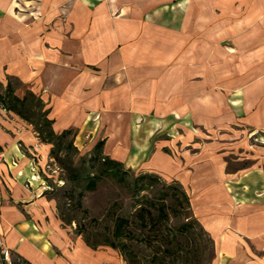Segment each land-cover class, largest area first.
<instances>
[{"label":"crops","instance_id":"obj_1","mask_svg":"<svg viewBox=\"0 0 264 264\" xmlns=\"http://www.w3.org/2000/svg\"><path fill=\"white\" fill-rule=\"evenodd\" d=\"M200 22L207 45L215 32L221 36L225 77L238 75L234 107L264 117V0H0V82L18 79L41 96L56 133L72 129L75 145L88 150L104 141V154L127 167L137 121L183 111L181 55L199 47ZM208 93L191 101L195 111L210 108ZM50 147L0 107V242L14 261L31 264H127L71 239L56 221L40 174ZM165 157L155 151L146 172H167ZM199 160L183 155L169 163L215 242L214 264H264V172L228 175L223 166L207 174Z\"/></svg>","mask_w":264,"mask_h":264},{"label":"rangeland","instance_id":"obj_2","mask_svg":"<svg viewBox=\"0 0 264 264\" xmlns=\"http://www.w3.org/2000/svg\"><path fill=\"white\" fill-rule=\"evenodd\" d=\"M196 9H198L197 13H202L199 8ZM215 9L218 11L220 7ZM201 29H205V23H198L196 41L199 47L192 49L191 54L181 55L186 63L182 73L184 81L177 110L183 111L178 112L179 117L172 115L174 117L172 118L170 114L169 117L160 118L150 114L137 121L132 134L135 147L127 156V168L131 172L128 181H132L134 175L148 171L147 161L155 151L159 150L166 154L165 159L168 161L166 165L169 170L152 172L160 175L165 182L174 180L172 174L174 163L169 162L183 155L200 159L198 164L201 163L206 168L207 174H211V171L219 172L223 166L228 175L246 176L257 173L258 170L264 172V125L257 124L259 121L264 124V117H248L245 116V111L241 112L234 107L235 104L232 102L236 103V101L231 99L237 89L238 75L235 71L227 77L223 74L225 69L222 68V42L219 33L215 32L212 46H209L206 40L201 38L205 35L200 31ZM207 42L209 43L210 39ZM223 44L230 53H235L236 49H232L235 48L234 45L226 41ZM212 49L213 53H211ZM207 61L212 62L213 65L210 67ZM190 64L197 68L194 75L189 73ZM205 79H208L207 83ZM25 91L26 86H18L19 95H23ZM206 91L213 94L214 101L209 103L210 108L207 109L204 105H197L195 111V104L191 101L199 100ZM77 148L79 155L76 156V161L83 156L89 157L93 150L82 147L80 143ZM49 159L51 160L44 164L40 174L46 183L47 198L53 202V216L71 239H79L95 251H112L124 259L125 256L119 248L121 243L115 238L117 218L124 216L131 221L130 229L133 233L126 241L134 248V257H137L142 264H148L149 259L157 252L164 254L161 252L165 249L164 246L150 247L140 234L139 220L135 217V208L132 207L134 199L131 190L113 179L105 178L95 191L86 193L81 206L77 201L82 187L67 182L64 169L51 158L50 154ZM71 188L77 190L74 191L72 198L68 194ZM184 221L185 219L175 217L170 221V225L176 226ZM196 227L188 237H178L174 240L173 251L167 257L169 264H196L195 261H190L193 254L192 247H195L192 245L199 248L197 252L200 253L195 256H200L202 259V263L197 264H214L217 256L215 242L203 225L206 232L201 231L199 226ZM153 240L155 244L160 243L158 237H154ZM113 244H116V247L112 246ZM12 259L14 261L15 256L12 255ZM124 261L126 262L125 259ZM0 264H3L1 251Z\"/></svg>","mask_w":264,"mask_h":264},{"label":"trees","instance_id":"obj_3","mask_svg":"<svg viewBox=\"0 0 264 264\" xmlns=\"http://www.w3.org/2000/svg\"><path fill=\"white\" fill-rule=\"evenodd\" d=\"M21 85L18 79L11 77L8 78L6 85L0 82V107L14 112L30 123L40 141L52 146L51 158L66 172V181L82 187L77 201L79 205L82 206L86 193L95 191L105 178L113 179L132 191L134 199L132 207L135 208V217L139 220L138 229L145 238V243L154 248L165 247L161 250L164 254L157 252L149 259L148 264H169L167 257L173 251L174 240L178 237H188L197 228L196 225L201 231L204 230L194 215L190 196L179 181L165 182L160 175L151 172L134 175L132 181H128L130 170L123 162L104 154V141H99L95 145L89 157L83 156L76 161L79 149L75 145V132L67 129L56 133L53 129L54 122L49 118V109L41 96L31 90H26L23 96L18 95L17 89ZM74 191L77 190L70 189L69 197L74 196ZM175 217L185 221L171 226L170 221ZM189 218L191 219L186 221ZM130 225L129 218L119 216L116 221L115 238L121 243L119 248L127 264H142L134 257V248L126 241L133 233ZM154 237L160 239L159 244L154 243ZM112 246L116 247V244ZM192 246L195 247H192L190 261L202 263L201 257L195 256L200 253L197 252L199 248L196 245ZM12 264L31 263L19 258Z\"/></svg>","mask_w":264,"mask_h":264},{"label":"built area","instance_id":"obj_4","mask_svg":"<svg viewBox=\"0 0 264 264\" xmlns=\"http://www.w3.org/2000/svg\"><path fill=\"white\" fill-rule=\"evenodd\" d=\"M0 251H1V255L3 258V262L5 264H12L13 263V259H12V253L11 251L4 245L3 242H0ZM102 264H109V263H102Z\"/></svg>","mask_w":264,"mask_h":264},{"label":"bare ground","instance_id":"obj_5","mask_svg":"<svg viewBox=\"0 0 264 264\" xmlns=\"http://www.w3.org/2000/svg\"><path fill=\"white\" fill-rule=\"evenodd\" d=\"M22 175H23V173H22ZM30 179H31L32 181H36L37 176L34 175V174H30Z\"/></svg>","mask_w":264,"mask_h":264}]
</instances>
